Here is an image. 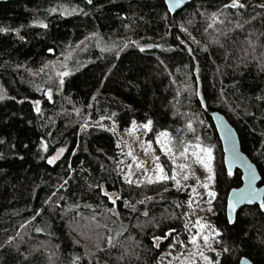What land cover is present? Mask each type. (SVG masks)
<instances>
[{
	"label": "trees",
	"instance_id": "trees-1",
	"mask_svg": "<svg viewBox=\"0 0 264 264\" xmlns=\"http://www.w3.org/2000/svg\"><path fill=\"white\" fill-rule=\"evenodd\" d=\"M230 2L198 0L175 15L161 0L0 3V94L14 97L0 100V264H160L169 249L189 252L198 232L191 189H176L171 179L129 185L119 138L98 120L122 132L151 121L149 140L170 135L176 155L210 148L216 196L203 221L214 251L206 256L227 246L221 264H264L259 207L228 221V196L242 186V173L227 175L211 117L219 112L234 126L264 185V99H257L264 97V0L223 7ZM86 40L90 47L71 59L65 78L46 73ZM60 148L62 157L49 164ZM160 161L171 177L172 162ZM102 190L119 199L111 203ZM205 197L193 203L200 207ZM170 231L156 250L152 239Z\"/></svg>",
	"mask_w": 264,
	"mask_h": 264
},
{
	"label": "rangeland",
	"instance_id": "rangeland-1",
	"mask_svg": "<svg viewBox=\"0 0 264 264\" xmlns=\"http://www.w3.org/2000/svg\"><path fill=\"white\" fill-rule=\"evenodd\" d=\"M93 40H97L96 37ZM88 42L89 40H86L69 51V54L65 56L64 61L56 59L48 63L45 68L46 73L52 79L54 77H60L62 79L65 78L66 75L62 76L60 73H71V70L73 69L70 66L71 59L77 56L79 52L84 49V47L89 48L90 44H87ZM100 42L101 41L99 40V43ZM125 44L128 46L129 42H125ZM39 108L41 111V106ZM95 125L101 128H107L117 134L119 138L120 170L126 181L129 177L133 180V184H137V182L142 184L144 182H148L149 179L152 181L169 180L157 179L159 175H168L160 161V158L166 157L169 159L173 164L172 175L175 174L176 179L181 182V186L177 188L175 181L172 180L173 186L176 189L181 190H187L188 188L191 189L192 198L190 200L192 201V212L196 220H201L202 223H205L203 221L204 217L209 212L208 209L211 208V203L214 199V197L208 195L209 191L214 192L213 183L215 179L213 172V153L211 150L209 155V152L206 151V149L210 148H205L200 145H197V147H186L181 152L184 153V155H176L173 138H171L170 135H161L157 137L156 140L150 141L148 138L149 128H144L143 125L135 124L131 129H129L131 131L128 130L125 132L120 131L116 124L112 123L108 125L104 120L96 121ZM130 152L131 155H129ZM62 155L63 154L59 155L58 159H56L54 163H56ZM156 157H159L158 161L155 159ZM157 164L164 169L163 173L159 172ZM181 165H187V167L181 168ZM185 175L188 176L187 180L182 179ZM209 175H213L214 179L209 180ZM205 184L208 185L207 188L204 187ZM193 189H195V191H193ZM200 196H206L205 201H202L200 207H197L193 201ZM209 201H211V203H208ZM195 227L198 232L202 231V235L209 236V244L212 246L211 235L207 234L205 229L201 230L198 226ZM197 239L200 245V251H203L206 256L207 252L211 250L203 246V241L200 237H197ZM192 253H196V255L191 256ZM190 256L191 259L195 261V264H206V262L197 253L196 247L193 245L186 254H183L182 252L173 253L172 250L169 249L162 256L160 264H188Z\"/></svg>",
	"mask_w": 264,
	"mask_h": 264
},
{
	"label": "water",
	"instance_id": "water-1",
	"mask_svg": "<svg viewBox=\"0 0 264 264\" xmlns=\"http://www.w3.org/2000/svg\"><path fill=\"white\" fill-rule=\"evenodd\" d=\"M7 1L9 0H0V3ZM161 1L165 3L169 13L171 15H175L176 13L183 10L188 4L198 0H179V3H176L175 6L170 4L168 0ZM40 104L41 102L39 103V105ZM211 117L223 145L225 154V167L227 171L230 170L234 174L238 170L242 173V186L240 188L232 190L228 196L227 201V218L228 221L229 219L233 221V223H230L231 225H233L236 222L238 213L243 208L260 206L262 200H264V185H261L262 177L259 173L257 166L242 151L240 137L234 126L228 121V119L223 114L219 112H213L211 114ZM249 183H251V188L253 190H256L258 194L252 200H238L239 191L248 188ZM112 195L113 197H115L116 194L112 193ZM169 238L170 236H168L167 238L161 237V239L159 240H155L153 238L152 243L154 245V248L156 250H160L162 245L168 242ZM241 261H243L244 264H248V262L254 264L248 258H242Z\"/></svg>",
	"mask_w": 264,
	"mask_h": 264
},
{
	"label": "snow or ice",
	"instance_id": "snow-or-ice-1",
	"mask_svg": "<svg viewBox=\"0 0 264 264\" xmlns=\"http://www.w3.org/2000/svg\"><path fill=\"white\" fill-rule=\"evenodd\" d=\"M91 2H92V0H88V3H91ZM168 2H169L170 4H172L173 6H175L176 3H179V0H168ZM223 7H224V8H229V9H231V8L243 9V8L245 7V5H244L243 3H241L240 0H231L230 3H225V4L223 5ZM261 7H264V5H261ZM218 19H219L218 16H217L215 13H213V14H212V20H213V22H216ZM189 23H190V22H189ZM41 26H42V27H47V25H45V24H42ZM209 27H211V25H209ZM183 30L186 31V29H183ZM0 31H4V29H0ZM143 50H144V49H141V51H143ZM49 51H51V49H49ZM60 75H62V76H63V75H67V73H60ZM60 83L62 84L63 81L61 80ZM46 95H47V98H48L49 100L52 99V92H51V90L47 91ZM6 98L14 99V97H6L4 94H0V100H4V99H6ZM257 99H258V100H259V99H264V97H257ZM34 103H35V105H36L35 111H36L37 113H40V108H39V106H38L40 102H39V101H35ZM112 115H115V113H113ZM151 123H152L151 121H148V123L145 124V125H143V127H144V128H149V126L151 125ZM133 125H135V122H133ZM81 127L84 128L85 126H84V125H81ZM129 131H131V130H129ZM159 135H167V134H166V133H160ZM157 142H158V141H157ZM0 143H2V141H0ZM149 143H151V142H149ZM41 146L44 148L45 151H47V145H46V144H43V142H42ZM64 151H65L64 148H60V149L58 150L56 156H53V157H49V158H47V162H48L49 164L54 163L55 160L58 159L59 155L63 154ZM169 151H170V150H169ZM206 151H208V152H209V155H210V153H211V149H206ZM129 155H131V152L129 153ZM181 155H184V153H181ZM41 158L44 159V157H41ZM155 159L158 161V160H159V157H156ZM138 167H139V165H138ZM180 167H181V168H184V167H187V165H181ZM157 168L159 169V172H160V173H163V172H164V169H163L162 167H160L159 164H157ZM145 171H146V170H145ZM227 175H228L229 177H231V176L233 175V173L229 170L228 173H227ZM253 178H254V177H253ZM157 179H158V180H167V179H171V180L175 181V184H176L177 188H179V187L181 186V182H180V180H177V179H176V175H175V174H173L171 177H169V176L166 175V174H165V175H159V176L157 177ZM182 179L187 180V179H188V176L185 175V176L182 177ZM208 179H209V180L214 179V176H213V175H209V176H208ZM152 182H153V181H152L151 179L148 180V183H152ZM65 183H67V181H65ZM127 183H128L129 185H131V184H133V180L129 177V178L127 179ZM137 186H139V182H137ZM90 187H91V186H90ZM96 187L99 188L100 186L97 185ZM204 187L207 188L208 185L205 184ZM193 191H195V189H193ZM102 192H103V195L106 196V197H108V199H109V200L111 201V203H113V204H115L116 201L119 199V197H111V196H108V193H107L106 191H103V190H102ZM257 194H258L257 191H256V190H253V189L251 188V183H249V187H248V188L239 191V193H238V200H252L254 197H256ZM208 195L211 196V197H215V196H216V193H215V192H212V191H209V192H208ZM148 199H150V198H148ZM139 202H140V203H143V201H139ZM191 203H192V201L190 200V201H189V207H191ZM208 203H211V201H209ZM180 206H181V205H177V207H180ZM133 207H134V206H133ZM259 209H260V211L264 212V200H262V202H261V204H260V206H259ZM208 211H212V209L209 208ZM108 212L111 213L112 216H118V213L115 212V211H114L113 209H111V208L108 209ZM144 215L147 216L148 213L145 212ZM93 219H95V217H93ZM229 223H233V221H232L231 219H229ZM24 226H25L24 224H21V225H20L21 228H23ZM195 226H198L201 230H203V229H205V228H210V225H207V224H205V223H202L201 220H196V221H195ZM185 227L187 228V224L185 225ZM36 231H37V232H40L41 229H40V228H37ZM211 231L215 234V236H220V235H221V233H220L219 231H217L216 229H211ZM168 236H171V231H170L169 233H167V234L164 236V238H167ZM197 237H200V239H202V241H203V246H204V247L209 248L210 250H213V251H214V249H212L211 244H209V236H208V235H202V231H201V232H197L196 234L192 235V236L189 238L188 243L191 244V245H193L194 247H196V249H197V253H198L199 256H200V257L206 262V264H221V260H220L221 255H222V254L229 253V252L231 251L227 246H225V247L222 249V252H217V253H216V257H215L214 259H212V260H209V258H208L207 256L204 255L203 251H200V245H199V243H198V239H197ZM154 239H155V240H159V239H161V237H154ZM10 242H11V241H9V243H10ZM108 242H109V244H111V237L108 238ZM176 243H180V242L177 241ZM170 246H171V245H170ZM180 246L183 247V244H180ZM195 255H196V253H192V254H191V256H195ZM191 256H190V258H189V262H188V264H195V261H194L193 259H191ZM241 264H244V262L241 261ZM248 264H251V262H248Z\"/></svg>",
	"mask_w": 264,
	"mask_h": 264
}]
</instances>
